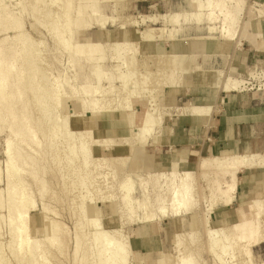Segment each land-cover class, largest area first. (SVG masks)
<instances>
[{"label":"rangeland","instance_id":"rangeland-1","mask_svg":"<svg viewBox=\"0 0 264 264\" xmlns=\"http://www.w3.org/2000/svg\"><path fill=\"white\" fill-rule=\"evenodd\" d=\"M89 1L0 0V21L6 25L5 29H0V39L6 38L4 47H13L10 51L14 49L16 51V53L14 51V53L8 52V56L10 55L9 57L11 58V55H13L12 58L15 60L14 62L13 59H10L9 63L12 62L11 64L17 66L14 76L17 78L19 75L20 78L23 77L22 79L25 80L32 78L24 83V95L20 103H28L27 110H29L30 114V123L37 138V143L33 146V150L35 151L32 152L36 153L35 159L40 166L39 169L41 168L38 179H43L41 181L46 193L44 194L43 192L42 196V192H40L42 184H40L39 180L36 182L33 178L26 176V185L30 187L29 189L32 191L31 194L35 202V210L34 208L30 210L29 231L33 237L39 238L38 240L44 238L49 242L41 239L43 243L41 242L40 244L42 246L45 245L42 248L43 252L46 249V254L43 253L42 255L45 254L46 260H44L47 262H44V260H40V262L46 264H95L94 258L97 255L95 249H92L94 248L91 243L93 237H90L94 235L95 231L93 232L92 226L89 229V223L92 221L93 215H97L101 219V222H99L100 219L97 222H99V225L101 224V228L105 226L106 230L109 231V233L107 231L109 235L118 227L122 228L126 236L128 235L127 238L132 250L131 263L129 264H157L156 260L160 255L162 256V260L167 261V263H173L176 254L173 250L175 232L179 230H197L200 228L198 223L205 206L202 202L200 205L201 209L195 213L181 217L175 216V209L170 201L172 197L169 194L170 189L166 185L172 178V170L177 171L184 168L193 170L196 175L195 188L199 187L202 189L206 187V180L201 174L200 158L204 156L209 157L214 154H224L217 152L214 154L203 153L198 156H191L190 164H185V161L180 163L176 160L168 159L164 164L169 163L171 169L157 172L155 170L164 169L161 155L171 154L172 150L167 146H154L153 137H150L145 145L140 144L138 140L141 139L135 136L133 126L142 125L145 110L147 113L153 114L155 108H157L160 116L153 127V135L158 133L157 139L159 143L163 131L170 121L190 117L189 114H178L176 105L206 103V105H214L215 112L211 116L213 119H211L210 125L213 128L214 117L224 107L227 97L232 94V92L226 93L219 87H215L214 82L219 78L218 70L225 74H234L235 77L247 80L248 83L243 87L244 91L264 90V55L258 62L251 59L249 63L251 66L247 67L245 71H238L233 65L234 59L232 60L230 59L231 57L227 56L231 46L229 44L231 43H233L232 50L235 48V50H239L240 52H247L252 49L251 45L253 43H247L244 39L249 36V32L250 34L255 32L252 24L253 20L257 16L264 15V8L263 5L255 2V0H245L244 8L238 18L239 22L235 40L227 42L228 46H225L226 42L219 39L216 32H209L208 19L204 20L202 24L197 23L196 16L202 15L204 18L205 11H200V14L196 15H188L190 20H184L186 14L181 12L192 9V3L190 4L189 0H96V4L98 3L96 9L98 14H100H96L93 18H91V10L88 8L84 12H78L79 10H83L89 4ZM2 6L3 8H1ZM6 10L21 20L25 36L27 37L28 35V39L33 42L32 48L35 50V56L33 57L37 61V69L34 71L30 68L25 70L26 64L24 63L22 54L21 52L19 54L17 52L20 49V42L15 37L16 31L8 26V20L2 15V12L6 13ZM175 12H180L178 22H175L176 24L166 22ZM67 13L69 14L67 15ZM215 14L217 15L218 13ZM97 16H101L100 20H102V23H100ZM145 16L147 18H144ZM154 18L159 22L153 23L152 20ZM77 19H80L83 24L79 23L80 20ZM130 19L134 21L131 22ZM220 23L217 22L215 25L219 26ZM55 24L61 25L63 30H54ZM170 30H175L176 32L173 37L168 39ZM146 31H148V36L145 35ZM162 34V38L164 39L161 38ZM151 36H153L154 40ZM68 42L70 46L67 44ZM119 42H129L131 43V47L130 45H121L122 49L118 50L116 43ZM76 43L77 45H75ZM93 43L99 44L100 50L96 52L93 58H90L91 52L88 45H92ZM79 44L82 45L80 46ZM29 46L24 47L28 48ZM102 51L103 55H100ZM184 51L188 53L189 65L185 61L180 62L179 56ZM116 52L132 59L130 60L124 55L125 58H122L123 56ZM164 53L168 55L169 60L166 63L158 64L157 55ZM221 53H224L225 56ZM97 56L99 57L96 61ZM118 56H121L120 58L122 59L120 60L124 59V61L121 62ZM126 58L133 63L132 68L126 67L128 62ZM25 62H28V59ZM123 62L126 63L124 64ZM146 62L147 64H145ZM116 64L118 66L121 65L120 69L116 70V67L113 69V66ZM187 65V72H191L193 77L188 84L187 78L182 79ZM199 65L200 69L196 70V66ZM98 66H101L98 69L101 68L102 73H104L101 80H98L97 76H95V70H97L95 67ZM161 66H167V69H174L175 85L173 84L172 87L167 83L165 84V81H160L161 78L165 77ZM21 67H24V69H21ZM127 70L130 71V75H133H129L132 78H130L131 80L128 79V82L133 86V81H135L136 91L140 92L137 93L140 99L136 98L138 95L135 92L137 100H133L131 97H128V99L126 95L125 104L124 93L129 94V89L132 86H128V89L126 85L127 92H123L125 87L120 88L122 81L119 76L121 72L125 73ZM106 72L114 75L113 77L110 75L113 82L109 81L111 78H109V74L105 75ZM33 84L36 85L39 93L43 91L42 89L47 90L50 87L52 89L54 86V88L59 90L58 94L64 101L54 104L53 100L47 98L41 104L38 100L44 94L38 98H35V96L31 98L32 95L29 89ZM108 84H111L110 86L113 87L114 90L112 92H108L111 91ZM140 88L141 91L139 90ZM127 100L130 103L127 104ZM122 101L125 105L123 103L120 105ZM22 103L20 104L21 106ZM44 104H47L51 108L49 110L51 112L50 115L49 112L47 116L43 115L41 109L44 108ZM131 112H134L133 126L130 123L129 117ZM53 115L54 118L57 116L59 119H53ZM50 118L55 122L50 121ZM53 123H60V125L57 128L56 125L58 124L54 126ZM63 123L66 125L68 133L65 136L61 135L62 133L55 135V129L57 130L60 126H64ZM51 125L54 127L53 130ZM128 126H132V128ZM50 130L53 131L52 134ZM57 132L59 131L57 130ZM81 134L82 138L78 137ZM9 135L10 132L7 124L0 122V189H2V193H5V189H7L4 159H6L5 141L10 137ZM66 136L69 140L71 139L70 142ZM72 139L75 140H73L75 143H73ZM81 139L86 143H83L86 149H91V151L87 150L89 152L87 155L90 158L87 156L89 159H86L88 161L86 163L84 162V158L82 162V154L79 150L76 152L77 156L71 155V151L69 150L74 144L78 146L82 142ZM205 139L202 136H197L194 138L191 146H194V150H198L200 149V144ZM74 157L76 158L73 159ZM68 159H72L73 163L69 162ZM157 177H159V183L165 185L162 188L164 190L162 194L165 195L164 207L166 212L164 216L156 224L138 223L134 220L127 223V219L123 216L122 212L123 203L120 202L122 193L128 190L126 186L130 185V199L133 202L135 210L139 211L142 206H145V201L150 207L151 200L154 201L157 198V195H152L153 189L151 190V186H153L152 184ZM147 184V188L151 190V200H145L146 196L143 193V188ZM200 195L203 196V193L200 192ZM43 205H45L46 210H44ZM82 206L85 211L81 208ZM90 207L93 208L95 214H92L91 211L90 215H88L87 212ZM214 211L211 214V222L214 226H219L221 224L215 220ZM6 215L7 211L0 209V243L3 247V253L7 257V264H19L17 258L9 250L8 245L11 241V236L8 233ZM87 219L89 220L88 224ZM46 223H50L49 225L52 227L55 224L58 225L53 232L56 233V236H61L57 238V242L61 243L60 246L56 241L48 239L49 236H45ZM228 224L231 223L222 225ZM96 228L97 226L94 229L96 230ZM142 230L144 235L142 234ZM201 232L200 238H203L199 240L203 242L199 243V247L202 249L203 264H218L219 261L216 260L213 254L208 252L206 248L207 244L204 242L206 236L203 235L202 230ZM54 233L51 234L54 235ZM75 235H79L80 237L81 248L78 253L74 251ZM48 244L51 246H48ZM88 245L89 248L87 249ZM204 245H206L207 251L204 250ZM236 247H238V244ZM250 252H252L251 257H254L252 258V262L261 264L264 261V241L251 246ZM240 256L238 258L241 261L239 259L238 261L241 263L243 262V259H241L243 256ZM48 258L50 261L47 260ZM229 260V255H226L224 256L223 263ZM24 264L28 263L25 262Z\"/></svg>","mask_w":264,"mask_h":264},{"label":"bare ground","instance_id":"bare-ground-1","mask_svg":"<svg viewBox=\"0 0 264 264\" xmlns=\"http://www.w3.org/2000/svg\"><path fill=\"white\" fill-rule=\"evenodd\" d=\"M244 1L245 0H189V3L190 4L192 3L191 4L192 9L190 11H184L181 13L186 14L184 17V20L188 21V20H190V17H188V15H196V14H200L199 13L200 11H205V13H204L205 17L204 18L202 15L196 16L197 23L202 24V22L204 20L208 19L207 23L209 24L208 29H209L210 33L216 32L219 39H222V40L227 41V42H229V41L232 42L235 40L234 38L236 35V30H237L238 22H239L238 18H239L240 12L244 8ZM88 3L89 4H87L83 10H79L78 12H80V13L84 12V10L86 8H88L91 10L90 15H91V18H93V17H95L96 14H98V11L96 9L97 8L96 6L98 3L96 4V0H90ZM1 8H3V6ZM215 13H218V14L216 15ZM68 14L69 13H67V15ZM2 15L6 20H8L7 21L8 26L16 31L15 37L19 40L20 49H21V50L20 49L17 50V52H18V54L20 52L22 54V57L24 59V63L26 64L25 70L27 68H30L33 71L36 70L37 69L36 68L37 67V64H36L37 61L33 57V56H35L34 55L35 50H33V48H32L33 42L30 39H28L29 38L28 35H27V37L25 36V34H24L25 31L23 32V30H22V24L20 22L21 20H19L17 17H14L7 10H6V13L2 12ZM179 15H180V12H175L173 16H170L168 18V20L166 19L167 20L166 22L176 24L175 22H178ZM97 17H99V16H97ZM100 17H99V20H100ZM144 18H147V17L145 16ZM148 19H150V18H148ZM77 20H80V19H77ZM101 21L102 20H100V23H102ZM130 21L132 22L134 20L130 19ZM114 22H115V20H114ZM152 22L156 23L159 21H157V19L154 18L152 20ZM217 22H221L219 26L215 25ZM79 23H81V20L79 21ZM204 23H206V22H204ZM76 24H77V22H76ZM81 24H83V23H81ZM61 25H62V23H61ZM61 25L55 24L54 30H63ZM67 25H69V24L67 23ZM120 27H122V26H120ZM1 28L5 29L6 25L0 21V29ZM0 32H1V30H0ZM146 32L147 33H145V32L144 33L146 36H148L147 35L148 31H146ZM175 32H176L175 30H170L169 35H168V39L173 37ZM153 36H151L152 39H153ZM15 37H14V39H15ZM162 37H163V34H162L161 38ZM144 38H146V37L144 36ZM154 38H155V36H154ZM5 39L4 38L0 39V122L7 124V128L10 132V135H9L10 137L8 136L9 138L6 139V141H5V150H6L5 157H6V159H4V169L6 171L5 182L7 183V189H5L6 190L5 193H2L3 191H1L2 189H0V191H1L0 192V209L1 210L5 209V211H7V215L5 217H7L6 221H7V226H8V233L11 236L10 237L11 241L10 242L8 241L9 242L8 246L10 248L9 250L11 251V254H13L14 257L17 258V261L19 264H24L25 262H27L28 264H42L43 262H40V260L45 259L44 255L46 254V249H45V252H43L44 250L42 248L45 245L42 246L40 243L41 242L43 243L42 240L44 238L43 239L41 238L42 240L40 239L41 240L40 241V240H38L39 238L37 239L30 234L28 222H29V217H30V210H32L35 207V202H34L32 194H31L32 191H30V189H29L30 187H28L26 185V179H27L26 176L33 178L34 181H36V182L40 179V178L38 179V176L40 177V175H39L40 171L39 170L41 168L39 169L40 166H39L37 160L35 159L36 153L32 152V151H35V150H33V146L37 143V138H36V134L34 133L33 128L31 126V123H30V114H29V110H27L28 103L27 102L26 103L21 102L22 106L20 105L21 104L20 101L22 100V97L24 95V92H23L24 86H25L24 83L27 80H30L32 78H30V79L28 78L27 80H25V79H22L23 77L20 78L19 75L17 76V78L14 76L17 66H15L14 64H11L12 62L9 63V60L10 59L14 60V58H12L13 55H11V58H10L9 57L10 55L8 56V52L9 53H11V52L16 53V51H15V49L13 50L14 52L10 51V49L13 47H10V48L4 47ZM152 39H150V40H152ZM162 39H164V38H162ZM165 40H167V39H165ZM96 43H97V41H96ZM96 43H93L92 45H88L90 47V52H91V54L89 55L90 58H93L95 56L96 52H98L100 50L99 44H96ZM29 44H30V46H29ZM67 44L70 46L69 42ZM116 44L118 45V50L120 48L122 49L121 45L122 46H129L130 45V47H131V43H129V42H124V43L119 42ZM75 45H77V43ZM79 45L81 46L82 44H79ZM117 45H115V47H117ZM24 46H26V47L29 46V47L26 48ZM118 50H116V51H118ZM130 50H132V49H130ZM118 52H120V51H118ZM118 52H116V53H118ZM120 53H118V54H120ZM101 54L103 55V51H102V53L100 52V55ZM86 55H88V54H86ZM123 55L124 54H122L121 56H123ZM173 55H175V54H173ZM173 55H172V57H173ZM124 56H126V55H124ZM124 56L122 58H125ZM98 57L99 56H97L96 61L98 60ZM120 57H119V60L122 59ZM100 58H101V56H100ZM127 58H129V57H127ZM27 59H28V62H25V60H27ZM129 59L131 60L132 58H129ZM157 59H158V64L159 63L160 64L166 63L167 60H169L168 55L166 53H164L162 55H157ZM179 59H180V62L185 61L186 63H188L187 51H184L179 56ZM122 61H124V59ZM127 61L128 62H127L126 67L132 68L133 63L131 61H129L128 59H127ZM14 62H15V60H14ZM119 64H122V63H119ZM145 64H147V62ZM188 65H189V63H188ZM188 65L184 69V72L182 75V79L187 78V84L190 83V81L193 78L192 73L187 72ZM96 66H97V64H96ZM117 66H118L117 64L115 66H113V69H115V67H116V70L120 69L121 65L118 66V68H117ZM99 67H101V66L95 67L97 70H95V68H94V70L96 71V74L95 73L94 74H95V76H97L98 80H101L102 77L104 76V73H102L103 71L101 68L98 69ZM166 67L167 66L161 68L164 71L163 74L165 77H163V79L161 78V80L160 79L159 80L165 81L164 82L165 84L167 83V84H169L170 87H172L174 84V80H175V77H174L175 72H174V69H167ZM128 68H126V69H128ZM18 69H19V67H18ZM21 69H24V67H21ZM198 69H200V65L196 66V70H198ZM130 70H132V69H130ZM120 71H122V70H120ZM133 71L135 72V70H133ZM134 72H132V73H134ZM217 73H218L219 78L217 81L214 82V85H215V87H219L223 92H226V93L243 90L244 85L246 83H248V81L245 80L244 78L241 79L239 77H235L234 74H233L234 76L232 74H229V73L225 74L220 70H218ZM106 74H109L108 75L109 78L114 76L108 72H106L105 75ZM121 74H122V76H121ZM121 74H120V76L118 75L119 77H121L120 80L122 81V86H120V88L125 87L124 88L125 90H123V92H127L126 89L127 88L129 89V87L132 86L128 82V79L132 78L130 76H133V75H130V71H128V70L125 73L121 72ZM110 75H111V77H110ZM119 77H118V79H119ZM105 78H107V77H105ZM159 80H158V82H159ZM109 81H112V78L109 79ZM110 85L108 84V86L111 88V91L107 90L108 92H112V90H114L113 87H111ZM126 85H127V88H126ZM99 87H100V85H99ZM165 87H166V85H165ZM53 88H54V86H53ZM53 88L51 89V87H50V88H47V90L42 89L43 91H41V93H39V91L36 88V85L33 84V86L30 87L29 91H30V94L32 95L31 98H33L34 96H35V98H38L42 94H44V96H42V98L40 100H38V102H40L41 104L43 103L44 99H47V98H49L50 100H53V102H55L54 104L62 103L64 101V99L62 100V98H60V96L58 94L59 90H57L56 88H54V89ZM188 89H189V87H188ZM139 90L141 91V88ZM135 92L137 94L139 91H136L135 81H133V86L131 89H129V94L124 93L125 94V96H124L125 101L122 99L124 101V103L126 102V99L128 97L129 98L131 97V99L133 98V100L134 99L137 100L140 96H139V94H137L138 96L136 97L137 98L136 99L135 94H134ZM86 93H88V92H86ZM126 95H127V98H126ZM141 99H142V97H141ZM103 101H104V99H103ZM123 101L120 102V105H122L121 103H123ZM128 101L129 100H127V104L130 103ZM131 106H133V105L131 104ZM50 109L51 108H49L47 104H44V108L41 109L43 112V115L47 116ZM115 109H113V110H115ZM176 109L178 110V114H185V115L189 114V115L204 116V117H210V118L213 115V113L215 112L214 105H210V104L206 105V103L205 104L176 105ZM133 110H134V108H133ZM179 110H181V111H179ZM154 111L155 112L153 114L147 113L146 110L144 111V113H143L144 118H143V123L141 126H133V124H134V120H133L134 114L133 113L134 112H131V114L129 115L130 123L134 128L133 130L135 131L134 132L135 136H137L141 139V140H138V142L140 144L145 145L147 140L150 137H153V144L158 143V139H157L158 133L153 135V131H154L153 127L156 124V121L159 119L160 113H158L159 110L157 108H155ZM50 114H51V112H49V115ZM54 114H55V112H54ZM52 117H53V119H56V120L58 118L57 116H56V118H54V115ZM210 118H209V120H210ZM53 119L50 118V121L53 122L54 121ZM56 124H58V125H56ZM56 124L53 123V125L54 126L56 125V127L60 125V123H56ZM132 126H130V127L132 128ZM2 127H3V125H2ZM52 127L53 126L51 125V128ZM53 129H54V127L52 128V130ZM57 130L59 132H57ZM57 130L55 129V131H56L55 135H59L60 133H62L61 135L65 136V134L68 133L66 131L67 129H66L65 124H64V126H60V128ZM52 132L53 131H51V134H52ZM78 132L81 133L80 131H78ZM71 137L73 138V136H71ZM71 137H69V138H71ZM78 137L82 138V134H81V136H78ZM67 139H68V137H67ZM73 140L74 139H72V141ZM68 141L70 142L71 139L70 140L68 139ZM74 141H73V143H75ZM81 141H82V139H81ZM83 143H85V142L82 141L78 146H76L75 144L74 145L72 144L73 147H70L69 150L71 151L70 153L73 156L76 155V152L79 150V152L82 154V162H83V158H84V162L86 163V162H88L86 159H89L90 157L87 155V154H89V152H87L88 148L86 149V146H85L86 143L85 144H83ZM72 145H70V146H72ZM143 145H141V146H143ZM36 146H38V145H36ZM95 146H93V147H95ZM89 150L91 151V149H89ZM80 153H78V154H80ZM87 156L89 158H87ZM79 157H80V155H79ZM75 158L76 157H74L73 159H75ZM200 159H201L200 160L201 174L203 175V178H205V180H206V187L205 188L200 189L198 187L196 189L195 188V181H196L195 172L193 170L185 169V168L182 170H177V171L172 170V178L169 180V183L168 182L166 183L167 187L170 189L169 194H170V196H172L170 198V201L172 202V206L175 209V216L176 217H181L184 215L193 214L196 211L200 210L201 209V206H200L201 203L202 202L204 203L205 208H204V210H202L201 219L199 221L200 224L198 223V225H200V228H198L197 230H191L190 229V230H184V231L179 230V231L175 232V242H174L173 250L175 251L176 254L174 256L175 258H174L173 263H167V261L162 260L161 255H160V257L157 258L156 263L157 264H203V260H202L203 256H202V251H201L202 249H200V247H199V243H201V241H202L199 239L203 238L202 236H201L202 238H200V234H202V232H201V230H202L204 233L203 235L206 236V240L204 242H205V244H207L206 248L208 249V252L210 254H213L214 257L216 258V260L219 261V263H222V264H255L254 261L252 262V258H254V257H251L252 252H250V251H251V246L256 245V244L264 241V198L257 197L254 199L251 197L253 200L248 204V206L246 208L241 207L242 209L239 210L240 211L239 212L240 213L239 220L234 221L228 225H222L221 224L219 226H214L211 222V214H212L213 210H215L217 207H219L221 205L231 204L233 202V200L235 198L236 191H237L238 181H239L238 175L242 169L250 168V167L264 166V152L263 153L248 152V153H242V154H224V155L214 154V155L209 156V157L204 156L203 158H200ZM68 161L72 162V159L71 160L68 159ZM39 163H40V161H39ZM169 165H170L169 163L163 164V168H164L163 170H155V171L159 172V171L170 170L171 165H170V167H169ZM158 179H159V177L155 178V180H154L155 182L152 184L153 186H151V190L153 189L152 190L153 193L152 192L151 193H152V195L153 194L157 195V198L154 201L151 200V196H150L151 190H150V188L149 189L147 188L148 184L145 185V187L143 188V193L146 196L145 200L146 199L151 200V206L149 207L147 202L145 201V204H144L145 206H142L139 211L135 210L133 202L130 199V193H129L130 189H131L130 185L126 186V188H128V190L122 193L120 202L123 203L122 212H123V216H125L127 219V223L131 220H134V221H137L138 223L156 224V222L160 221L161 218L164 216V214L166 212L165 207H164L165 195L162 194V191H164V190H162V188H164L165 185L162 183H159ZM41 180H43V179H41ZM41 180H39L40 184H42L40 192H42L41 194L43 196V192H44V194L46 192L44 191L45 188H44ZM83 182H81V183H83ZM46 188H47V186H46ZM200 192L203 193V196L200 195ZM3 194H4L5 198H4ZM84 200H85V198H84ZM214 206H216V207H214ZM43 208H45L44 210H46L45 205H43ZM81 208L83 209L84 207L82 206ZM34 210H35V208H34ZM83 210L85 211V209H83ZM233 210H234V208H233ZM91 211L93 214L94 212H93L92 207L89 208V210L87 212L88 215H90L89 213H91ZM84 215H85V213H84ZM3 217H4V215H3ZM99 219L100 218L97 215H93V219L91 221L92 223L90 222L91 224L89 223L88 219L86 220V221H88L87 224L89 223V229L92 226L93 232L95 231L94 235L92 234L93 236H90L91 238L93 237L91 243L93 244L92 247H94V248H92V249L93 250L95 249V253L97 255V256L95 255L96 257L94 258V263L95 264H129V263H131L130 257H131L132 250H131L130 242L127 238L128 235L126 236L123 233V230L121 227H118L117 229L113 228V229H115V231L112 229V231H114V232L109 235L108 234L109 231L106 230L105 226H104V228L103 227L101 228V224L99 225V222H101V219H100V221H99ZM46 221H48V220H46ZM97 221H99V222H97ZM54 223H55V221H54ZM131 223H133V222H131ZM49 224L46 223V225H45V228H46V230H45L46 235L45 236H47V237L49 236L48 239H50L51 241L57 242V240H58L57 238H60L61 236L60 237L58 235L56 236V233H54L53 230H55V228L58 225L55 224L52 227ZM52 224H53V222H52ZM59 226H60V224H59ZM95 226H97L98 229L96 228V230H95L94 229ZM201 227H203V229H201ZM107 231H108V233H107ZM90 232H92V231H90ZM51 233H54V235ZM58 233H59V231H58ZM89 233H87V234H89ZM59 235H60V233H59ZM103 238H105V239H103ZM45 241L48 242L47 240H45ZM74 241H75V248H74L75 250L74 251L76 253H78L79 249L81 248L79 235H75ZM90 241H91V239H90ZM58 243L60 246L61 243L57 242V244ZM44 244H47V243H44ZM237 244H238V247H236ZM48 246H51V245L48 244ZM205 246L206 245H204V248H205ZM2 248L3 247L0 243V264H7V257L3 253ZM45 248H47V247H45ZM88 248H89V245H88L87 249ZM206 248L204 250H206ZM43 253H45V254L42 255ZM162 254H164V253H162ZM237 254H239V255H237ZM226 255H229L230 260L227 261L226 263H223L224 256H226ZM240 255L243 256V258H241V259H243L242 260L243 262H241V263H240V261H241L240 258H238ZM47 257H48V255H47ZM238 259L240 261H238ZM45 260H44V262H47ZM47 260H49V258ZM141 261H142V259H141ZM43 264H46V263H43ZM49 264H51V263H49ZM261 264H264V261L261 262Z\"/></svg>","mask_w":264,"mask_h":264},{"label":"crops","instance_id":"crops-1","mask_svg":"<svg viewBox=\"0 0 264 264\" xmlns=\"http://www.w3.org/2000/svg\"><path fill=\"white\" fill-rule=\"evenodd\" d=\"M255 2L264 8V0ZM252 24L255 32L251 34L249 32V36L244 39L247 43L255 44L251 45V50L247 52H240L235 48L232 50L233 43L229 44L231 46L227 56L234 59L233 65L238 71H245L251 66L249 64L251 59L258 62L264 55V15L257 16ZM225 42V46H228L227 41ZM221 54L225 56L224 53ZM211 119L213 118L209 120L204 116L190 115L184 119L170 121L163 131L161 142L154 144L159 147L167 146L172 150L171 154L161 155L163 164L168 159L180 163L184 160L185 164H190L191 156L203 153L264 152V90L233 91L227 97L224 107L214 117L213 128L210 126ZM197 136L207 138L200 144V149L194 150V146L191 145ZM251 197L254 199L264 197V166L245 168L241 171L233 202L215 209L213 213L215 220L220 224L239 220V210L248 206L253 200ZM139 232L141 237V228ZM142 234L144 235L143 230Z\"/></svg>","mask_w":264,"mask_h":264}]
</instances>
